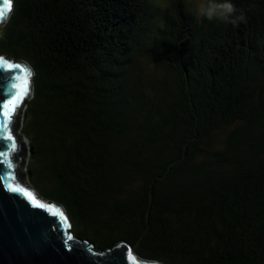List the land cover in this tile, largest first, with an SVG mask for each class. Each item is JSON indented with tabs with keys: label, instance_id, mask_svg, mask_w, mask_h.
I'll use <instances>...</instances> for the list:
<instances>
[{
	"label": "trees",
	"instance_id": "trees-1",
	"mask_svg": "<svg viewBox=\"0 0 264 264\" xmlns=\"http://www.w3.org/2000/svg\"><path fill=\"white\" fill-rule=\"evenodd\" d=\"M163 2L14 0L0 56L34 71L29 182L98 249L264 264V0H227L231 22Z\"/></svg>",
	"mask_w": 264,
	"mask_h": 264
},
{
	"label": "water",
	"instance_id": "water-1",
	"mask_svg": "<svg viewBox=\"0 0 264 264\" xmlns=\"http://www.w3.org/2000/svg\"><path fill=\"white\" fill-rule=\"evenodd\" d=\"M13 8L14 0H0V26ZM0 58V264H163L144 258L126 241L106 251L96 248L91 239L75 235L63 206L29 185L28 148L19 130L33 96L34 71L27 63ZM25 80L27 92L21 95ZM33 198L45 206H36Z\"/></svg>",
	"mask_w": 264,
	"mask_h": 264
},
{
	"label": "clouds",
	"instance_id": "clouds-1",
	"mask_svg": "<svg viewBox=\"0 0 264 264\" xmlns=\"http://www.w3.org/2000/svg\"><path fill=\"white\" fill-rule=\"evenodd\" d=\"M197 13L209 20L219 18L223 22H231L232 13L234 8L230 2H226L222 5L215 7H206L202 0H194Z\"/></svg>",
	"mask_w": 264,
	"mask_h": 264
},
{
	"label": "rangeland",
	"instance_id": "rangeland-1",
	"mask_svg": "<svg viewBox=\"0 0 264 264\" xmlns=\"http://www.w3.org/2000/svg\"><path fill=\"white\" fill-rule=\"evenodd\" d=\"M155 2V3H157L158 2V4L160 5V6H164L163 5V1L164 0H152V2ZM190 1H192V3H193V7H194V9H196V7H195V3H194V0H190ZM203 2V1H202ZM203 4L205 5V3L203 2ZM206 6V5H205ZM216 5L215 4H210V6L209 7H215ZM199 15V14H198ZM0 27H2V26H0ZM141 60H142V65H143V67H144V69H145V71L149 74V76H152V77H155V76H158V73L160 74V71L158 70V69H161V71H162V68L161 67H157V63H156V61H155V59L153 60V59H149L148 60V58L147 57H141ZM147 80H149V79H147ZM150 81H151V79H150ZM152 82V81H151ZM146 83H148V82H146ZM148 90H149V87L147 88ZM25 110V109H24ZM24 113V112H23ZM22 126H23V116H22V123H21V127H20V130H19V134L22 136V137H24L23 136V134L21 133V129H22ZM226 132H227V130H222V131H220V132H218L217 133V137H219V138H224L225 137V135H226ZM24 139H25V141H26V143H27V148H28V160H27V163H26V167H25V172H26V177H27V181H28V183H29V185L31 186V184H30V182H29V179H28V174H27V166H28V163H29V158H30V148H29V141L27 140V138L26 137H24ZM76 235V234H75ZM77 236V235H76ZM88 239H91V238H88Z\"/></svg>",
	"mask_w": 264,
	"mask_h": 264
},
{
	"label": "snow or ice",
	"instance_id": "snow-or-ice-1",
	"mask_svg": "<svg viewBox=\"0 0 264 264\" xmlns=\"http://www.w3.org/2000/svg\"><path fill=\"white\" fill-rule=\"evenodd\" d=\"M0 63H3V58H0ZM15 67H20L19 65H16ZM27 84H28V81L27 80H25V86H24V89H23V91L21 92V95H24V94H26V92H27ZM16 104H12V110L13 111H15V109H16ZM13 191H24L23 189H18V188H13L12 189ZM26 194H28V193H26ZM28 195H31V194H28ZM33 203L36 205V206H38V207H44L45 205H43L42 203H39V202H37L34 198H33ZM69 248H71V245H69Z\"/></svg>",
	"mask_w": 264,
	"mask_h": 264
}]
</instances>
